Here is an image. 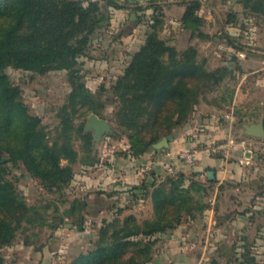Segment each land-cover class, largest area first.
Masks as SVG:
<instances>
[{"label": "rangeland", "instance_id": "374dc122", "mask_svg": "<svg viewBox=\"0 0 264 264\" xmlns=\"http://www.w3.org/2000/svg\"><path fill=\"white\" fill-rule=\"evenodd\" d=\"M79 1L84 6L97 2L101 20L88 34L85 52L77 57L76 67L85 89L103 104L95 107V112L86 113L79 107L72 117L73 125L77 128L82 124L84 130L87 117L95 113L109 121L113 132L91 142V156L87 158L82 136L72 131L77 157L71 163L61 159V165H70L72 178L59 192L48 191L22 166L9 164L7 178L15 183L27 205L37 209L38 216L32 222H21L12 243L0 248V264H69L92 251L101 240L102 229L108 228L110 233L116 219L121 224L130 215L138 222L152 218L151 189L169 187V177L180 173L184 175L183 187L201 185L202 191L192 193L206 208L182 214L172 228L143 237L152 245L148 260L141 264H240L245 252L253 258L252 264H264V137L246 136L241 127L242 123L264 119V17L249 20L248 33L241 37L225 31L218 19L211 30L213 40L200 45L197 42V60L204 68L225 66L227 73L220 83L201 89L186 119L172 130L174 139L169 147L153 150L146 162L150 151L134 154L133 141L115 121L113 86L145 42L153 15H160L162 21L157 28L160 39L178 52L189 46L184 36H177V5L182 0H111L114 4L109 0ZM153 5H159L160 11ZM218 11L224 22V10ZM133 19L137 25L131 23ZM228 35L241 46L234 56L228 51ZM4 72L19 88L28 112L40 118L51 143L59 130L60 108L69 102L68 71L54 69L40 74L8 66ZM83 132L92 140L91 130ZM184 152H196L192 164L180 158ZM92 158L94 162L87 163ZM208 158L216 159L219 165L205 164ZM160 160L161 169L157 168ZM168 165L174 167L173 173L167 171ZM209 170L214 171L213 179L207 177ZM128 171L139 177L136 183L126 178L124 173ZM145 184L146 190L142 188ZM78 200L86 203L81 225L73 222L76 213L71 215L69 211ZM94 202L99 209L90 207ZM211 209L213 217L206 220L202 232L187 230L182 242H169L167 236L184 219L197 221L204 213L208 217ZM241 212L250 218L245 226L235 222L237 228H227L226 213L235 217ZM217 231L223 237L215 238Z\"/></svg>", "mask_w": 264, "mask_h": 264}, {"label": "trees", "instance_id": "16d2710c", "mask_svg": "<svg viewBox=\"0 0 264 264\" xmlns=\"http://www.w3.org/2000/svg\"><path fill=\"white\" fill-rule=\"evenodd\" d=\"M182 2L185 9L181 26L201 39L208 38L201 31L204 20L197 14L200 1ZM238 2L251 11L264 12V0ZM109 3L114 4L111 0ZM153 8L160 11L159 5ZM97 12V2L84 6L79 0H0V248L12 243L21 222H32L38 216L37 209L27 205L17 193L15 183L7 178L9 164L22 166L48 191L59 192L72 178L70 165H61V159L71 163L77 157L72 131L82 136L86 157L91 156L90 136L83 132L82 124L74 127L72 117L79 107L87 113L95 112L103 104L96 102L85 89L76 67L77 57L85 52L88 34L101 20ZM159 16L153 15L145 42L113 86L117 102L114 118L133 141L134 154L149 151L154 142L171 134L186 119L201 89L220 83L227 73L225 66L206 70L197 60L195 46L189 45L178 52L160 39ZM226 42L237 50L241 48L234 38L226 36ZM8 66L40 74L54 69L68 71L69 102L60 108L59 130L51 143L40 118L28 112L20 99L19 88L12 85L4 72ZM92 162L93 158L87 163ZM183 180L180 173L169 177V187L160 185L151 189L152 218L138 222L130 215L121 224L116 219L110 233L108 228L102 229L101 240L92 251L79 255L69 264H141L148 260L152 241L143 237L172 228L182 214L190 215L192 210L201 212L206 208L192 193L202 191L201 185L183 187ZM142 188L146 190L148 186ZM85 208L83 200L71 205L70 214L76 213L74 223L82 224ZM252 261L245 252L240 264H252Z\"/></svg>", "mask_w": 264, "mask_h": 264}, {"label": "crops", "instance_id": "0c3cea01", "mask_svg": "<svg viewBox=\"0 0 264 264\" xmlns=\"http://www.w3.org/2000/svg\"><path fill=\"white\" fill-rule=\"evenodd\" d=\"M183 1V0H182ZM200 1V8L197 11V14L201 16L204 20L203 26L206 25V29H202L203 26H201V31L208 36L206 39H201L197 35H193L190 30L184 29L181 26L180 18L184 12L185 4L184 2H180L177 5L179 17L177 18V36H184L185 42L188 45H193L197 48V42L200 44L203 43H210L213 40V37L215 36L213 33H211L213 29V25H216V20H220L219 25L225 27V31L228 30V33L232 36H242L244 34L248 33V21L252 19L261 20L264 17V12L260 11H251L249 8H245L238 0H199ZM218 8L221 10H224L225 14V21L223 22L221 20V15L219 14ZM230 15V16H229ZM129 20V19H128ZM132 21V20H130ZM135 21V20H134ZM129 22V21H128ZM127 22V23H128ZM138 22H136V25ZM127 28V25H126ZM133 28V27H131ZM129 32V30H128ZM231 37L230 35H228ZM233 38V37H231ZM236 45H239L235 42ZM241 47V46H240ZM228 51L231 52V56H234L237 52V49L233 48L231 45H228ZM198 50V48H197ZM250 140V139H249ZM253 142V141H252ZM150 153L146 155V159L150 158ZM161 159V157H160ZM150 159H147L146 162H148ZM162 160L159 161L160 165L157 168H162ZM219 162L216 159L208 158L205 161V164H218ZM221 165V163H220ZM153 172H151L152 174ZM126 178L130 180L131 183H136L138 180V176L132 175L130 171L124 173ZM225 174V173H224ZM233 178V174L231 175ZM90 207L99 209V205H97L95 202L90 204ZM148 210L151 212V205H148ZM246 212V211H245ZM213 217V211L212 209L209 211L208 217L204 213V215L198 219L197 221L190 220V219H184L181 224L169 235L167 236L169 238V242H182V240L185 238V233L187 230H189L191 233L199 234L202 232V230L205 228L206 220H211ZM225 219L227 222L226 227L227 228H237L238 226L233 225L235 222L240 223V225L245 226L246 221H248L250 218L244 214V212L239 213V215H236L235 217L229 216L228 213L225 215ZM224 237L227 235V230L223 231ZM194 234V235H195ZM223 234L220 232H216L215 238L223 237ZM242 238V237H241ZM218 240V239H216Z\"/></svg>", "mask_w": 264, "mask_h": 264}, {"label": "water", "instance_id": "95a60500", "mask_svg": "<svg viewBox=\"0 0 264 264\" xmlns=\"http://www.w3.org/2000/svg\"><path fill=\"white\" fill-rule=\"evenodd\" d=\"M134 14L132 13L131 17ZM134 20V19H133ZM241 127L243 129V134L249 137H255V138H263L264 137V119L261 117L257 121H252L248 123H242ZM92 131V144L95 142H98L100 138L108 133L113 132V128L108 120L104 118L98 117L95 113H91L86 120V124L84 127V131ZM174 139V136L172 134H168L166 136H163L158 141L154 142L150 148L149 151L153 150H160V149H167L169 147V143ZM214 171L209 170L207 172V177L209 179L214 178Z\"/></svg>", "mask_w": 264, "mask_h": 264}, {"label": "built area", "instance_id": "2783aa9c", "mask_svg": "<svg viewBox=\"0 0 264 264\" xmlns=\"http://www.w3.org/2000/svg\"><path fill=\"white\" fill-rule=\"evenodd\" d=\"M242 143H244V141H242ZM219 147H217L218 149ZM214 151V149H213ZM196 155V152H190V153H180L179 156L180 158L184 159V161L188 164H192L193 163V160H194V156ZM167 171H169L170 173H173L174 171V167H172L171 165H168L167 167Z\"/></svg>", "mask_w": 264, "mask_h": 264}]
</instances>
